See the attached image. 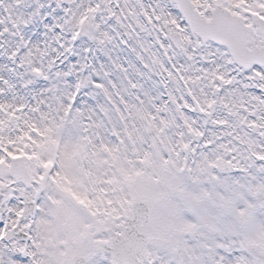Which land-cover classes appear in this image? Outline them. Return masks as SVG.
I'll use <instances>...</instances> for the list:
<instances>
[{"label": "snow or ice", "instance_id": "snow-or-ice-1", "mask_svg": "<svg viewBox=\"0 0 264 264\" xmlns=\"http://www.w3.org/2000/svg\"><path fill=\"white\" fill-rule=\"evenodd\" d=\"M0 264H264V0H0Z\"/></svg>", "mask_w": 264, "mask_h": 264}]
</instances>
